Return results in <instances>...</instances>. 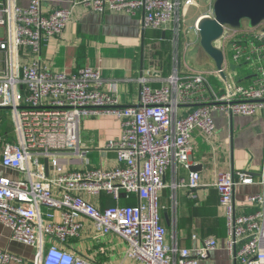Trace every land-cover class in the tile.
<instances>
[{
  "label": "built area",
  "instance_id": "1",
  "mask_svg": "<svg viewBox=\"0 0 264 264\" xmlns=\"http://www.w3.org/2000/svg\"><path fill=\"white\" fill-rule=\"evenodd\" d=\"M215 1L204 0L191 28L183 25L182 12L198 5L196 0L70 3L99 14H141L144 31L169 32L172 45L175 41L185 55L199 52L197 23L214 18ZM71 15V9L61 7L45 12L42 0L23 7L17 0H0V108H9L13 125L10 137L0 136V225L10 231V242L34 249L26 264H97L73 253L72 241L81 234L83 220L98 237L119 238L126 244L125 256L142 264L207 260L219 246L217 240L207 238L189 250L175 234L168 238L159 193L171 191L172 209L180 189L187 200L196 201L195 191L202 185L199 173L188 172L190 139L194 131L214 134L212 112L264 113V21L254 28L246 23L238 29L222 26L214 43L223 54L220 71L213 64L180 62L177 56L166 78L144 71L137 78L138 105L123 107L116 94L102 89L99 69L87 66L77 74H58L41 64L46 42L62 34ZM85 116L118 119L119 136L104 145L116 154L114 168L90 165L80 134ZM180 169L188 174L166 185L165 174L172 170L176 176ZM252 183L247 172L232 171L212 184L226 221L225 249L234 264H264V158L255 182L261 191L237 206L236 186ZM13 262L23 263L0 249V264Z\"/></svg>",
  "mask_w": 264,
  "mask_h": 264
},
{
  "label": "crops",
  "instance_id": "2",
  "mask_svg": "<svg viewBox=\"0 0 264 264\" xmlns=\"http://www.w3.org/2000/svg\"><path fill=\"white\" fill-rule=\"evenodd\" d=\"M29 1L17 0V3L23 7ZM196 1L199 3V0ZM70 2L42 0V10L45 12L58 7L72 10L62 34L58 38L49 39L43 49L41 64L50 71L77 74L87 66L99 69L104 80L102 89L116 94L123 107L138 105L137 78L144 71H157L163 78L172 73L174 61L171 58L156 60L153 56L156 50L162 48L160 39L165 40L168 36L171 43L169 32H155L154 38L145 43L141 14L129 16L115 11L99 14L82 5L71 8ZM81 50L85 56L79 59ZM197 55L195 51V62H190L192 65H199ZM207 61L210 66L213 64L204 58L201 63L207 64ZM212 113L214 134L207 137L200 131H194L190 139L188 172L199 173L202 185L195 191L196 201L187 200L186 191L180 189L176 193L177 207L172 209L171 191L168 188L163 190L159 193L160 204L164 207L161 219L168 238L175 234L183 248H196L207 238L217 240V249L199 264H234L225 249L226 221L219 210L217 192L212 184L223 173L245 171L250 174L254 183L238 185L234 190V202L240 207L246 205L248 196L261 191V186L255 182L261 173L264 158V113L259 112L255 117L230 115L223 111ZM80 134L89 152L91 166L107 170L116 166V154L104 149V145L120 134L117 118L85 116L81 120ZM188 172L180 169L175 176L170 170L163 181L168 185L177 177H185ZM83 223L81 234L72 241L76 256L97 264H142L125 256L126 244L119 238L98 237L89 221L83 220ZM9 239L10 231L0 225V249L16 254L22 259L21 264L34 257L33 248L10 242Z\"/></svg>",
  "mask_w": 264,
  "mask_h": 264
},
{
  "label": "water",
  "instance_id": "3",
  "mask_svg": "<svg viewBox=\"0 0 264 264\" xmlns=\"http://www.w3.org/2000/svg\"><path fill=\"white\" fill-rule=\"evenodd\" d=\"M263 21L264 0H216L214 18H202L197 23L200 42L197 55L199 65L203 64L201 61L204 58L211 60L215 68L221 70L224 61L223 54L221 50L214 47V43L219 39L223 25L238 29L243 23H247L249 27L254 28ZM220 77H223V72L220 73ZM1 109L8 110L9 108ZM45 164L47 166V162Z\"/></svg>",
  "mask_w": 264,
  "mask_h": 264
},
{
  "label": "rangeland",
  "instance_id": "4",
  "mask_svg": "<svg viewBox=\"0 0 264 264\" xmlns=\"http://www.w3.org/2000/svg\"><path fill=\"white\" fill-rule=\"evenodd\" d=\"M199 3H198V5H189V6H187V7H185L183 9V12H182L183 25H185L188 28H191L194 25L193 23H194L195 19L198 16H200L201 13L203 12L204 6H203L202 3H204V0H199ZM189 37H190V39H193L195 37L193 31L190 32ZM173 43H174L173 45L171 43V49H170V51L167 54H164L165 59L167 60V58H168L170 60V58H171V60L173 61L174 58L177 56L179 58V61L182 62L183 61L182 60V55H183L182 51L184 49L181 48V46H178L177 47V43L175 41ZM158 48H159V46H158ZM160 49H163V48H159V50ZM159 50H156L155 51L154 57L155 58H158V59H161L162 58L161 57L162 56L161 55L162 53ZM194 55H195V51H191L190 53L186 54L183 59L185 61H187V62H191V61L195 62ZM226 58H230V55H227ZM203 64L209 65V62L207 61V64H206V62L203 63ZM246 70L247 71H250L251 69H249L247 67ZM239 72H240V75H241L242 73H241L240 70L238 71V73ZM8 119H10V122H11V130H13L12 119L10 118V112H9V110H0V120H2L1 121V124L5 120H8Z\"/></svg>",
  "mask_w": 264,
  "mask_h": 264
},
{
  "label": "trees",
  "instance_id": "5",
  "mask_svg": "<svg viewBox=\"0 0 264 264\" xmlns=\"http://www.w3.org/2000/svg\"><path fill=\"white\" fill-rule=\"evenodd\" d=\"M155 32L156 31H152V30H148V31H145L144 32V38H145V43L151 39L154 38L155 36ZM168 36H166L165 40H162L160 39L159 42L162 44V58H164V54H167L170 49H171V43H169V40H168ZM84 51L81 50L78 54V58L81 59V58H84ZM154 56V55H153ZM156 60H160L158 58H156ZM12 134V130H11V122H10V119L8 120H5L2 124H1V127H0V136H3L5 138H8L10 137Z\"/></svg>",
  "mask_w": 264,
  "mask_h": 264
},
{
  "label": "bare ground",
  "instance_id": "6",
  "mask_svg": "<svg viewBox=\"0 0 264 264\" xmlns=\"http://www.w3.org/2000/svg\"><path fill=\"white\" fill-rule=\"evenodd\" d=\"M200 4V3H199ZM203 4V3H202Z\"/></svg>",
  "mask_w": 264,
  "mask_h": 264
}]
</instances>
